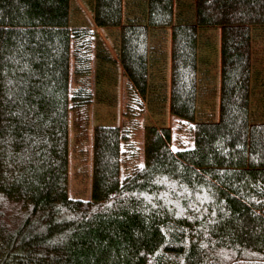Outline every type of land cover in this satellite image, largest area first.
I'll use <instances>...</instances> for the list:
<instances>
[{
    "label": "trees",
    "instance_id": "1",
    "mask_svg": "<svg viewBox=\"0 0 264 264\" xmlns=\"http://www.w3.org/2000/svg\"><path fill=\"white\" fill-rule=\"evenodd\" d=\"M70 1L0 0V264H264L252 30L264 0H194L191 14L146 0L143 17L126 15L124 0H94L95 24L119 27L118 125L93 124L95 79L115 58L91 26L70 24ZM167 27L171 78L154 93L150 30ZM216 27L219 115L200 119L211 83L199 49ZM167 101L187 144L173 126L143 122ZM72 163L90 197L71 195Z\"/></svg>",
    "mask_w": 264,
    "mask_h": 264
},
{
    "label": "rangeland",
    "instance_id": "2",
    "mask_svg": "<svg viewBox=\"0 0 264 264\" xmlns=\"http://www.w3.org/2000/svg\"><path fill=\"white\" fill-rule=\"evenodd\" d=\"M93 4L94 0H71L70 1V24L71 25H89L95 31L97 36L103 42L105 48L115 58L113 62H104L100 65L99 80L95 79L96 100L93 105V124H116L121 122V116L124 103V84L125 77L123 76L122 66L117 61L118 46H119V27H101L97 26L93 19ZM146 0H124V11L126 15H136L143 17L145 15ZM192 13L194 10V0H176V11ZM253 37L255 41V61L253 79L257 77L259 80H264V25H252ZM220 28L206 29L202 37V44L206 42V36H209L208 41L213 43L212 46L202 45L199 49L200 65L207 71L209 91L201 95L197 104L198 118H214L219 115L220 103ZM151 43L153 44L154 52H151L150 68H149V84L152 92L157 93L162 91V88L167 85L171 78V46L172 36L171 27H167L165 31L160 28H151L150 30ZM206 83V82H205ZM211 90V92H210ZM212 90L215 93L212 94ZM264 93H261V98ZM262 101H258L257 111L259 115L264 117V108ZM158 106H160L158 104ZM260 106V107H259ZM145 123H157L171 125L175 129L176 142L187 144L190 142L189 130H177V123L170 113L169 102L165 103L163 113L149 111L144 116ZM142 145L139 138V145ZM174 142V145H177ZM72 175L70 180V193L75 197L87 198L91 196V180L89 176L78 178L75 176L76 163H72Z\"/></svg>",
    "mask_w": 264,
    "mask_h": 264
}]
</instances>
